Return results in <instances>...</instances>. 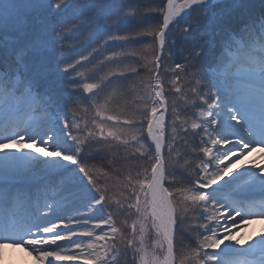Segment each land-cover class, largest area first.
<instances>
[{"label": "snow or ice", "instance_id": "1", "mask_svg": "<svg viewBox=\"0 0 264 264\" xmlns=\"http://www.w3.org/2000/svg\"><path fill=\"white\" fill-rule=\"evenodd\" d=\"M255 222L264 0H0V249L264 264Z\"/></svg>", "mask_w": 264, "mask_h": 264}, {"label": "trees", "instance_id": "2", "mask_svg": "<svg viewBox=\"0 0 264 264\" xmlns=\"http://www.w3.org/2000/svg\"><path fill=\"white\" fill-rule=\"evenodd\" d=\"M141 75H143V73H141ZM139 82V77L138 76H131L128 81L124 82V87L125 89H127V94L125 97H117L114 102H113V106L114 107H118L120 105H124L126 108H131L134 106L135 104V97H136V85ZM89 117L86 116L85 120H88ZM109 159H111V156H109ZM93 163H96L98 166L101 165V161L97 160V161H93ZM121 164V161L119 160V158H117L116 163L113 165L114 168H119ZM102 171L103 172H110V170L108 168H103L102 167ZM110 175L113 177H116V179H120L122 176V173L118 174L115 171L110 172ZM131 221H129L130 223Z\"/></svg>", "mask_w": 264, "mask_h": 264}, {"label": "bare ground", "instance_id": "3", "mask_svg": "<svg viewBox=\"0 0 264 264\" xmlns=\"http://www.w3.org/2000/svg\"><path fill=\"white\" fill-rule=\"evenodd\" d=\"M264 228V222H255L245 230V236L249 234V231L254 234L256 231ZM0 264H35L33 257L27 255L21 248H9L4 247L0 249Z\"/></svg>", "mask_w": 264, "mask_h": 264}, {"label": "rangeland", "instance_id": "4", "mask_svg": "<svg viewBox=\"0 0 264 264\" xmlns=\"http://www.w3.org/2000/svg\"><path fill=\"white\" fill-rule=\"evenodd\" d=\"M85 118H86V116H85ZM249 233H252L251 230L249 231Z\"/></svg>", "mask_w": 264, "mask_h": 264}]
</instances>
